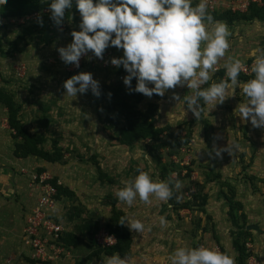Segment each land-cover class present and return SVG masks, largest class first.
I'll list each match as a JSON object with an SVG mask.
<instances>
[{
  "label": "rangeland",
  "instance_id": "obj_1",
  "mask_svg": "<svg viewBox=\"0 0 264 264\" xmlns=\"http://www.w3.org/2000/svg\"><path fill=\"white\" fill-rule=\"evenodd\" d=\"M212 2L209 11L216 13L212 14L214 20L226 23L231 32L229 50L218 62L217 69L223 68L228 56L240 59L243 66L251 67L256 50L264 49V21L257 18L243 19L240 14L231 18L219 17L218 13L232 7L233 2L232 0ZM257 4L256 8L261 6L264 12V0ZM48 10L49 8H45L36 11V15H32L35 13L30 14L32 16L28 15L30 17L23 22L15 18L0 19L2 50L9 48V41H16L18 47H22L24 41L19 39V36L25 26L37 25L33 33L24 34L25 39H30V43L23 50L7 55L0 54V117H4L3 121L9 126L10 137L6 147L12 149L13 153L17 152L18 155H14L18 157L34 158L35 164L33 163V170H30L29 174L32 186H36L35 181H32L35 174L43 175L47 182L56 179L66 189L61 193L62 196L59 198L61 202L58 201L53 213L54 218L63 225L61 233L66 238L64 240L66 246L63 251L57 247L50 249L52 245L50 242L44 252L33 254L32 257V250L22 240V230L27 223L24 219L21 223V238L18 241H21L20 250L19 253L14 251V254H19L20 257L17 262L103 264L108 256L104 255L103 249L98 246V240L100 244L103 243L101 233L111 231L107 223L113 214L112 206L124 213L122 217H134L143 223L148 214L154 212L153 220L159 216L166 219L167 215H162L160 211L171 210L168 215L173 211L176 222L183 226L177 225L178 229L190 240V246L195 247L201 242L204 246L210 245L209 247H217L224 251L225 249L222 247L220 249L219 243L212 238V233L215 235L218 231L226 235L231 234L233 237L234 226L228 217L226 200L220 195L221 189L228 194L234 193V200H238L240 195L244 200L250 198L249 206L253 205L254 212H259L252 218H247L246 212L250 210H245L243 201L239 200L242 204L241 211L246 214V224L251 226L247 229L251 231L254 228H261L264 232V128H259L260 135L259 132L254 133L255 129L250 127V122H243V126L246 125L243 129L239 127L240 125L236 126L239 121L234 116L233 109L243 100L239 88L236 87L233 95L221 104L224 108L222 116L227 113L230 118V121L227 119L229 125L234 128L231 132L220 130L225 132L227 139L236 138L237 141H232L231 153L221 151L219 157L215 155V150L228 147L230 142L221 138L224 136L217 135L221 132L217 134L213 132L212 121L206 119L207 106H203L199 119H196L187 105H183V97L190 94L186 85L168 89L163 96L153 94L149 98L134 91L135 82L131 81L130 89L123 81H116L112 70L96 68L91 74L98 81L99 96L93 95L89 89L84 94L77 93L75 98L64 97L63 81L86 70L71 73L73 68L59 57L57 43L72 38L70 33L72 30H79L81 16L73 0L72 7L65 9L68 16L59 26L53 27L50 22L45 25L38 23V18L41 21ZM47 29L51 31L47 32ZM54 32L63 34L51 44L44 45L42 38ZM53 44L56 45V49L52 50ZM119 54L123 55L122 49H119ZM215 79L212 74L210 81L213 82ZM238 80L245 81L239 78ZM118 83L124 92L119 94V100H114L112 89H115ZM148 86L152 87L151 84ZM173 93L181 100H172ZM139 94L141 96L137 100ZM112 101L118 109L124 102H136V109L146 113L149 104H153L152 121L155 126L163 127L164 131L155 139L136 140L133 146L119 142L122 139L119 128L125 119L119 111H112L117 121L114 125L108 122L105 108ZM9 120L13 121L15 127H10ZM203 120L206 123H203ZM234 133L236 137L233 136ZM188 135L189 143L175 145L176 141L186 140ZM215 138H220L221 143L217 144ZM25 148L27 152H24ZM45 153H48V158H45ZM172 155L175 156L172 158ZM5 166L15 167L13 161L5 162ZM138 168L150 170L154 178L161 180L173 177L174 180L181 182L182 187L173 190V197L167 203L153 199L151 204L145 205L137 199L129 207L118 201L114 193L123 186L121 181L134 176ZM16 170L21 176L26 174L25 167L18 166ZM207 179L210 181L207 182ZM197 194L204 196L203 209L196 206L201 203V197H195ZM38 196L39 194L37 198ZM184 203L188 205L180 207ZM35 207L36 203L27 217L29 214L32 216ZM210 207L214 211L210 212ZM141 212L143 214L140 219ZM46 214L47 211L43 213ZM39 218L41 217H32V221H38ZM251 219L256 222H250ZM151 223L157 225L156 221ZM124 226L128 231V227ZM158 227L160 229L159 225ZM141 235L144 237L143 233ZM13 236L14 240L18 239V236L14 234ZM140 242L141 240L139 244ZM137 246L139 245L130 243L126 255L118 254L126 264H139L144 260L143 257L137 259L139 254H135ZM10 247L7 250L13 251L14 247L12 245ZM232 248L235 264H238V252L234 244ZM252 252L255 254L253 243ZM255 256L262 264L257 254Z\"/></svg>",
  "mask_w": 264,
  "mask_h": 264
},
{
  "label": "clouds",
  "instance_id": "obj_2",
  "mask_svg": "<svg viewBox=\"0 0 264 264\" xmlns=\"http://www.w3.org/2000/svg\"><path fill=\"white\" fill-rule=\"evenodd\" d=\"M4 2L6 0H0V4ZM72 5L73 0H50V16L57 26L65 17V9ZM75 6L81 16L79 30H72L71 42L57 48L65 64L78 68L82 55L91 51L102 59L104 50L115 46L123 50V55L111 58L110 63L123 66L127 72L123 83L130 89L133 78L136 79L134 91L149 98L186 85L190 94L183 97V105L199 119L203 111L201 102L212 109L223 104L238 87L243 100L233 109V114L241 122H250L253 128H264V49L258 48L254 54L250 79L238 80L242 62L228 56L223 64L227 81L209 83L218 70V62L229 50L231 32L226 23L214 20L208 0H75ZM37 22L42 24L39 18ZM63 89V96L70 98L89 89L93 95H100L98 81L90 72H79L67 78ZM171 99L181 100L176 93ZM231 147L216 149L215 155L219 157L221 151L231 153ZM121 184L114 195L129 207L137 199L145 205L151 204L153 199L167 203L173 197V190L182 187L173 177L161 180L154 178L150 170L139 168ZM158 221L162 229L167 226L164 216H159ZM118 222L130 231H145V224L134 217H121ZM168 259L170 264H235L229 252L204 245L178 246ZM103 264H126V261L113 254L106 257Z\"/></svg>",
  "mask_w": 264,
  "mask_h": 264
},
{
  "label": "crops",
  "instance_id": "obj_3",
  "mask_svg": "<svg viewBox=\"0 0 264 264\" xmlns=\"http://www.w3.org/2000/svg\"><path fill=\"white\" fill-rule=\"evenodd\" d=\"M67 39V38H66ZM64 39V42H58L57 48L66 46L69 41H66ZM62 40V38H61ZM64 44V45H63ZM51 46H54L51 45ZM56 49V45L52 47V50ZM241 81V80H240ZM208 111V115L206 119L209 121H212V129L215 134L217 132V135L224 136L221 137L223 140H227L230 143L228 145H233L232 141L237 139H227L225 137V132L228 131L231 132L232 128L229 125L230 118L226 115L222 116V112L224 111V108L221 106V104L217 105L216 108L209 109L208 106L205 108ZM235 116V115H234ZM239 122L236 123V126L241 127L242 129L246 127L243 126V122L240 121V118L238 116H235ZM3 119L4 117H0V252L4 254H0V263L1 264H21L17 261H19L20 257L19 254H14L15 252L20 250V242L19 239L21 238L20 231L22 230V222L24 221L27 214L31 211L32 207L36 203L37 195H38V189L35 186H32L29 174L30 170H33L32 167L35 164L33 161L34 158L32 157H18L14 155L12 149H8L6 145L9 142V126L6 124ZM229 121H228V120ZM214 121V126H213ZM231 123V122H230ZM238 127V128H239ZM252 127V126H250ZM253 128V127H252ZM224 131L222 132V130ZM255 134L261 135V132L259 131V127L253 128ZM249 130V127L247 128ZM248 132V131H247ZM230 135V133L228 134ZM233 136L236 137V134L234 133ZM257 138V137H256ZM215 142L217 144L221 143L220 138H215ZM15 165L13 168H8L5 166V162H12ZM4 163V164H3ZM34 163V164H33ZM18 166L25 167L26 174L21 176L19 175L18 171L16 170ZM264 169V168H263ZM201 179V178H200ZM199 179V182H200ZM238 200L243 201L245 210H250L249 212H246L247 218H252L254 215H257L259 212H254V206L251 204V199H241V195L238 196ZM59 202L60 199H59ZM223 203V202H222ZM221 206V204H220ZM211 208V207H210ZM209 211L211 212L213 209L211 208ZM225 212V209L222 208ZM227 210V208H226ZM214 211V210H213ZM162 215H167L166 221L167 226L163 229L158 227L159 221L156 217L155 220H153L154 212L151 215H147V219L145 220V231L142 233L144 234V237L141 235L142 233H136L134 230L130 232V243L134 245H139L136 247L135 254H137V259L139 260L140 257L144 258V260H141L142 263L139 262V264H170V261L168 259V256L170 253L178 246L182 245H189V239L185 237V234H181L179 227L182 226L180 222H176L174 216V213L172 211V214L168 215L171 210L168 212V210H165L164 212L160 211ZM168 212V213H167ZM157 213V211H156ZM123 212L121 217L123 216ZM141 214H139V217L141 219ZM120 217V218H121ZM150 219V220H149ZM149 220V221H148ZM152 221H156V224L151 223ZM250 222H256V220H249ZM249 221H247L249 223ZM179 227H178V226ZM246 224V228H247ZM149 226H151V230L149 229ZM183 227V226H182ZM14 228V229H13ZM14 235L18 236V239L14 240ZM213 234V233H212ZM141 235V236H140ZM15 236V237H16ZM143 237V238H142ZM213 240L219 243L218 245L222 247L224 251L229 252L232 254L233 250V237L232 235H226L222 231L216 232L215 235H213ZM217 238V239H216ZM250 240L253 243V247L255 250V254L260 258L261 263L264 264V232L260 228H254L250 231ZM14 240V242H13ZM141 240V244H139V241ZM13 243V244H12ZM232 244V245H231ZM14 247L12 250H7L8 247ZM15 245V246H14ZM208 247L210 245H207ZM11 248V247H10ZM15 251V252H14ZM29 255V254H28ZM134 255V254H131ZM235 256L234 254H232ZM1 260L3 262H1Z\"/></svg>",
  "mask_w": 264,
  "mask_h": 264
},
{
  "label": "trees",
  "instance_id": "obj_4",
  "mask_svg": "<svg viewBox=\"0 0 264 264\" xmlns=\"http://www.w3.org/2000/svg\"><path fill=\"white\" fill-rule=\"evenodd\" d=\"M50 0H6V2L0 4V19L1 18H15L16 20H19L21 18L25 19L26 16L32 14L33 16L36 15V11H41L42 9L49 8ZM257 2H250L247 6V10L239 12V11H232L230 9H224L222 12L218 13L219 17L226 16L228 18H231V16L237 17L239 14L242 15L243 19L251 20L253 18H257L259 20L264 21V12L263 8L259 6L256 8ZM211 14L215 12H210ZM216 14V13H215ZM30 15V16H32ZM68 16V11L65 10V17ZM28 19V18H27ZM42 23L50 22L53 27H57V25L53 22L50 16V8L45 14V16L42 18ZM37 26L36 24L25 26L23 33L20 34L19 39H22L24 41V45L22 47H18L16 41H9V48L7 50H2L0 48V54L1 55H7L10 53H14L20 50H23L24 47L30 43V39H25V35L27 33L31 34L33 33L34 27ZM51 30L47 29V32H50ZM25 34V35H24ZM63 34V32H58L55 34L51 33L48 34L45 38H42L44 41V45L51 44L54 40L58 38ZM78 72V70H76ZM75 71H72L73 73ZM114 75V73H113ZM215 82H219L221 79H224L227 81V77L225 76V69L220 68L218 69L214 74L213 78H215ZM239 79L247 80L251 78V75H246L244 73H240ZM117 81V80H116ZM132 82L136 83V79L133 78L131 80ZM212 81H209L211 83ZM120 83H118L117 87L115 89H112V96L114 100H119V94L124 92L121 86H119ZM207 85H204L203 87H206ZM89 91V90H88ZM1 93V92H0ZM140 94L137 97V100L140 99ZM136 102L133 103H126L120 105V108L118 109L114 102L108 103L105 108V112L107 115L108 122L112 123L113 125L116 123L117 118L115 115L112 114V111H119L121 113L122 118L125 119V122L123 125L119 128V133L122 139H120L119 142L128 145L133 146L135 141L137 140H145V139H155L157 138L163 131V127H157L154 125L152 121V114L154 111V105L149 104V108L146 112L138 111L135 106ZM202 108H203V102H201ZM10 127H15L13 121H10ZM203 123H206L205 120H203ZM190 136H187L186 140H182L181 142L176 141L175 145H182L189 143ZM156 147V146H155ZM26 149V148H25ZM26 149L24 152H27ZM14 154L18 155L17 152H14ZM48 153H45V158L47 157ZM26 155V154H24ZM207 182L210 181V179L206 180ZM54 186L57 188V198L59 199L62 196V192H65L66 189L63 188L62 185L56 184V179H53L50 181ZM227 185V184H226ZM64 190V191H63ZM220 195L224 196L227 206H228V217L231 221L233 227L232 234H233V244L238 252V264H246V258L249 256L250 252L247 251V248L245 246V242L250 241L248 238L250 236V230L246 228V214L241 211L242 204L239 200H234V193L231 192V194H228L223 189L220 190ZM195 197H201L199 204L196 206L202 208V204L205 203L204 196L197 194ZM186 203H184L180 207H186ZM113 214L110 218V221H108L107 226L108 228L114 232L116 241L114 244L109 246H98L103 249V253L106 256H111L113 254H124L126 255V252L128 251V248L130 246V236L129 232L127 231V228L124 225L119 224L120 216L122 215V212L117 210L115 206H112ZM241 211V212H240ZM238 212V214H236ZM110 231V232H111ZM111 232V233H113ZM214 235V232H213ZM65 236L63 234L59 237V241L61 240V244L66 246L64 243ZM251 242V241H250ZM57 243V242H56ZM201 242L198 243L200 245ZM197 245V246H198ZM220 247V246H219ZM221 249V247H220ZM222 251V250H221ZM98 253V252H97Z\"/></svg>",
  "mask_w": 264,
  "mask_h": 264
},
{
  "label": "built area",
  "instance_id": "obj_5",
  "mask_svg": "<svg viewBox=\"0 0 264 264\" xmlns=\"http://www.w3.org/2000/svg\"><path fill=\"white\" fill-rule=\"evenodd\" d=\"M261 0H239L238 2L232 0V7L226 8L230 9L232 11H237L235 9H238L240 11L246 10L248 4L250 2H259ZM209 6L213 4L212 0H208ZM30 16H26L25 19L29 18ZM23 18L19 19L20 22H23ZM71 42V41H70ZM122 55L119 54V49H117L115 46H110L107 51L103 52V58L99 59L96 58L91 51L87 53V55H82L79 60V67H75L74 65L70 64L71 70H86L85 72L92 73L94 69L100 68V69H110L113 71L115 75V79L118 82L123 81V77L127 75V72L124 70L123 66H113L110 63L111 58L116 57L119 58ZM90 57V59H89ZM72 72V71H71ZM244 74L250 73V66H243V70L241 71ZM175 155H172V158ZM35 181L36 188L38 189V198L36 200V207L35 210L30 216H26V226L23 228V242L27 244V246L32 250V257H34L35 254H38L39 252H44L46 250V247L48 248L50 242L52 245H50V249H55L56 247L58 249H61V251L64 250V245H62L59 241V237L62 235L63 225L58 222L54 218V211L56 210V205L59 201L57 198V188L54 186L51 182H47L43 175H33L32 181ZM33 184V183H32ZM57 185H61V183L56 180ZM47 211L46 215H43V213ZM40 216L41 218L38 219V221H32V217ZM53 220H52V219ZM102 234V240L103 243L100 244V240H98L99 245L102 246H109L115 243L116 238L114 234L110 233L109 231ZM57 242V243H56ZM202 245V243L200 244ZM245 246L247 248V251L250 252L249 256L246 258V264H260L259 260L256 258L255 254L252 252V242L247 241L245 242ZM60 247V248H59ZM217 248V247H216ZM60 252V251H59ZM34 254V255H33Z\"/></svg>",
  "mask_w": 264,
  "mask_h": 264
},
{
  "label": "water",
  "instance_id": "obj_6",
  "mask_svg": "<svg viewBox=\"0 0 264 264\" xmlns=\"http://www.w3.org/2000/svg\"><path fill=\"white\" fill-rule=\"evenodd\" d=\"M247 228H251V226H247Z\"/></svg>",
  "mask_w": 264,
  "mask_h": 264
}]
</instances>
